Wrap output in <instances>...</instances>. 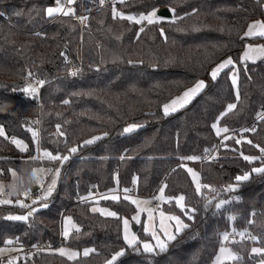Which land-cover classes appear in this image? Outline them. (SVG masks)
I'll return each mask as SVG.
<instances>
[{
	"label": "trees",
	"instance_id": "1",
	"mask_svg": "<svg viewBox=\"0 0 264 264\" xmlns=\"http://www.w3.org/2000/svg\"><path fill=\"white\" fill-rule=\"evenodd\" d=\"M97 1L76 0L71 7H92ZM53 5L55 0H0L5 13L0 16V126L5 132L0 136V181L12 177L10 170L18 181L11 202L0 203V248L12 240L30 248L9 261L0 257V264H108L121 250L124 255L113 264H209L225 232L239 257L231 264H260L264 252L252 249H264V173L253 169L264 168V120L259 119L264 113V57L243 61L242 53L248 42L264 43V37L245 35L252 20L264 18V0H116L93 9L83 27L70 16L48 17L45 10ZM164 5L175 12L159 23L140 27L113 18V7L141 14ZM227 57L235 64L213 80L211 70ZM235 66L237 86L230 78ZM33 78L45 83L31 95L24 89L35 84ZM199 79L206 87L165 115L163 105ZM233 103L237 107L221 118ZM131 123L139 125L126 133ZM214 123L236 135H217ZM13 137L27 151L12 143ZM89 140L93 142L85 144ZM218 142L215 156L205 157ZM37 146L69 159L38 158ZM72 147L77 152L70 153ZM241 152L258 159L244 160ZM190 156L200 159H184ZM186 163L200 172L199 192ZM39 165L59 169L54 190L42 200L45 188L38 187L34 200L39 203L30 204L38 210L27 220L9 219L23 214L25 208L15 201L30 188L31 169ZM247 171L248 180H236ZM234 183L236 198L217 210V199L230 195ZM116 184L119 201L100 202L120 217L136 209L124 199V189L134 186L137 194L153 195L167 185L163 208L181 214L188 227L164 252H145L140 243L130 247L122 221L91 207L93 190L105 192ZM180 194L183 211L175 199L169 200ZM44 203L48 206L41 207ZM67 214L80 231L71 229L61 243ZM232 214L234 221L229 220ZM247 233L257 239L245 237ZM41 240L52 248L36 249ZM61 247L79 255L69 260L60 254ZM86 249L95 251L84 256Z\"/></svg>",
	"mask_w": 264,
	"mask_h": 264
},
{
	"label": "snow or ice",
	"instance_id": "2",
	"mask_svg": "<svg viewBox=\"0 0 264 264\" xmlns=\"http://www.w3.org/2000/svg\"><path fill=\"white\" fill-rule=\"evenodd\" d=\"M105 2V0H100L101 5H103ZM116 0H113V3L115 4ZM120 2H124V0H120ZM76 0H55V7H48L46 8V15L48 17H53L56 14H62L64 16H70V15H75V9L73 7H71V5L75 4ZM157 9H153L150 13L148 14H141L139 17L133 16V15H125L123 12H118L116 11L115 7H113V18H117L119 17L120 19H127L129 21H133L137 24H142L143 22H147L148 24H155V23H159L161 22L164 18L163 17H159L157 16ZM170 12L174 13L175 9H169ZM5 13L3 11H0V16H4ZM79 19L83 22L85 20H87V17H79ZM144 29L141 28L140 31L142 32ZM161 33L163 34V29L160 30ZM246 36H253V35H257L260 37H264V21H257L254 22L253 24L249 25L247 32L245 33ZM257 57H264V46H258V47H253L252 45H248L247 46V50L244 52L242 59L244 61H248V60H255ZM234 61L231 58H228L227 60L223 61L222 63H220L215 69H213L210 72V77L215 80L218 76V74L225 68H227L230 65H234ZM29 76L32 75L31 72L28 73ZM72 75H76V72L74 71L72 73ZM231 82L233 85L237 84V74L233 73L231 75ZM40 85H43L45 82L43 80H40L38 82ZM204 87H206V84L204 81H199L197 82V84L192 88L189 89L188 91H185L183 93V96L178 97L174 100L171 101L170 104H166L164 105V114L167 115L169 114V110L171 109V111H176L178 110V107H183L188 101L189 99L194 96L195 94H197L200 90H202ZM25 92H28L31 95H34L38 89L32 86H29V88L24 89ZM239 97V93L237 91V98ZM64 103H69V101L65 100ZM237 107L236 104H229L227 105V110L225 113H222L221 118L223 117V115H227L228 112H232L235 108ZM259 119L264 120V113L259 114ZM138 126L137 125H131L127 128L124 129V131L126 133L128 132H132L133 130H135ZM212 127L214 129H216V133L217 135H220V133H227L229 131V129L227 127L224 128H220L217 126V124H213ZM57 128L59 129V125L57 126ZM245 131H255V128L253 129H245ZM34 136L36 135L35 133L33 134ZM61 136L64 135V133H60ZM0 136H5V132L2 126H0ZM7 138V137H6ZM226 138H231V137H226ZM95 139H100L99 137L94 138ZM12 143H14L15 145H17V147H19L21 149V151H27V145L23 143V141L18 140L16 138H11ZM93 140H89V141H85V144H89L92 143ZM237 144H240L241 141L237 140L236 141ZM247 143L251 144L252 141L248 140ZM256 147H259L258 145H256ZM77 148L76 147H72L71 149H69L70 153H75L77 152ZM207 151V150H206ZM260 151L262 153H264V148H261ZM241 156H243L244 160H247L249 162H252L255 159H258L257 157H250V156H244L243 153H240ZM44 155L52 160H62V161H66L69 159L68 156H63L61 157L59 154L57 155H52V153L45 151ZM35 157H33L34 159ZM121 159H124L123 156H121ZM184 159H188V160H199L200 157L197 156H190V157H186ZM183 166V165H182ZM188 173H190L192 175V179L194 180V182H196V188L197 191L199 192L200 190V184L198 182V175L193 171V169L188 168L187 169ZM10 172H12L13 175H15L13 170H10ZM253 172L255 173H264V168H254ZM56 175H59V170H57ZM250 178V174H245L243 176H237L236 180L237 181H246ZM55 187V179L53 180L52 184L49 185L45 195L43 197H41L40 199L42 200H46L48 196L51 195L53 188ZM164 187H167V185H164ZM205 187H208L207 185ZM229 190H234L232 188H230ZM130 189H124V199L125 200H130L132 204L136 205L137 208L139 209L140 203L141 201L137 200V199H133L130 196L127 195L128 192H130ZM164 189L161 188L160 190V197H158L159 199H164ZM25 195H27V193H25ZM105 199L111 198L112 200L115 201H119L120 197L117 195H111L109 196H104ZM86 199V198H84ZM171 199H175L176 204L180 207V209L183 211L184 210V204L183 201L185 200V197L183 195H179L178 197L175 198H169V200ZM239 199V198H237ZM11 201H0V203H10ZM39 203V200H33V204H37ZM231 203V201H227V200H221L217 205L216 208L217 210L222 209L226 204ZM21 207H29L28 205H24V204H20ZM48 205L46 203L41 204V207H47ZM38 209H32V212L37 211ZM93 212L95 211H100L103 214H106L107 216H111L117 219H120L122 221V225H123V239L124 241L130 246V247H135L138 243H142L143 246V250L145 252H154L155 248L153 247V245L151 243H147V242H141L139 241L138 237L136 236L135 233L130 232L129 230V219L125 218V217H120L118 215V213L114 212V211H108L105 209H96L93 208L92 209ZM140 211H144L143 209H140ZM192 211H195L194 209ZM32 212H29V216L32 215ZM185 215H187V213L185 212ZM161 216H163V213H161ZM9 219H15V220H27L28 216H14V217H9ZM148 219L152 220V212L149 210L148 211ZM169 220H174L176 221L177 224V231L179 232L180 230H182L183 228L188 227V225L183 224V222L180 220L179 217L177 216H169L168 217ZM189 219H192L191 216H189ZM236 219L235 216H229V220L234 221ZM132 220H134L135 222L139 223L140 222V216L139 214L136 216L132 217ZM251 222V221H250ZM65 223H66V227L65 230L63 232V235L65 237H68L70 234V229L74 228L75 231L79 232L80 228L75 225L72 221L71 217H66L65 218ZM161 228H163V221H161ZM146 232H149L150 230L148 228H145ZM165 236L167 237V239L173 240L175 239V236L173 235H169L167 232L164 233ZM150 235L153 237V239L156 240V246L159 248L160 252H164L167 250V244L160 239V237L157 235V233L155 231H150ZM240 235L243 236V233H241ZM229 238V233L225 232L223 234V240L227 241ZM253 240H256V237H252ZM8 243H12V241H8ZM60 254L61 255H66L68 257L69 260L75 259L79 253L77 252H71V251H66L65 249H60ZM95 249H86L83 252L84 256L89 255L90 252H94ZM229 251V256L228 259H239L238 256H236L235 254H232L230 252V250H226L224 247L220 248V253L221 256H217L216 260H217V264H222V255L226 252ZM252 251L254 253H259V252H264V249H258V248H253ZM124 255V251L121 250L120 252L116 253L113 257L111 261H108V264H113V261H115L119 256Z\"/></svg>",
	"mask_w": 264,
	"mask_h": 264
},
{
	"label": "rangeland",
	"instance_id": "3",
	"mask_svg": "<svg viewBox=\"0 0 264 264\" xmlns=\"http://www.w3.org/2000/svg\"><path fill=\"white\" fill-rule=\"evenodd\" d=\"M72 6V5H71ZM50 7H55V5L53 6H50ZM118 12H123V11H120V10H116ZM152 11V10H151ZM151 11H149L148 13H150ZM125 15H133V16H136V17H139L141 14H148V13H141V14H135V13H132V12H123ZM159 16V15H157ZM261 19V18H260ZM140 27H143L142 24H139ZM246 32H247V29H246ZM245 32V33H246ZM249 44V43H246V45ZM258 47V46H257ZM230 58V57H228ZM259 57H257L258 59ZM232 59V58H231ZM221 63V62H220ZM219 63V64H220ZM218 64V65H219ZM217 65V66H218ZM217 66H215L213 69H215ZM212 69V70H213ZM211 70V71H212ZM233 73H236L237 74V67L235 66L231 72V75ZM237 80H238V77H237ZM201 81H204L205 80H201ZM29 86H32V87H35L36 88V85L33 84V83H28L27 87L29 88ZM193 86V85H192ZM237 86V84L235 85ZM191 87V86H190ZM187 90V89H186ZM185 90H183L178 97H181L183 96V92ZM177 96H174L173 98H171L169 101L173 100L175 97ZM169 101H167L166 103H169ZM179 108V107H178ZM164 109V108H163ZM171 112V110L169 111ZM217 124V123H215ZM131 125H139V124H136V123H131L129 124L127 127L131 126ZM218 127L220 128H224V127H221L217 124ZM126 127V128H127ZM232 135H236V132H232V131H228L227 133H224L223 134V138H226L228 136H232ZM240 139V138H239ZM44 156V155H42ZM185 166L188 168H191L193 169V171L198 175V182L200 184V189L202 187V182H201V176H200V172L194 168L193 166H191L190 164L186 163ZM257 168V167H255ZM56 170L57 169H51L50 167H48L47 169H45L44 171H41V170H38L37 172V175H39V178L36 179L35 181H31L33 183V185L37 186V187H44L45 189H48L49 185L52 184L53 180L55 179L56 177ZM245 174H250L249 171H247L246 173L242 174L241 176L245 175ZM192 176V175H191ZM0 199L1 200H5L7 198H9L8 201H11V194L15 191V189L17 190L18 188V181H17V176H16V173L15 175H12V177L10 179H7V180H2L0 182ZM45 184V186H44ZM195 185H196V182H195ZM238 184L237 183H234L230 186V188L234 189V190H230L231 194L226 196V197H222V198H218L217 201H216V204H218L221 200H227V201H233V199L236 198V194H235V189H236V186ZM55 188V187H54ZM164 189V187H161ZM161 188L159 189V191L153 195H141V194H137V193H133L131 194L130 192L127 193L128 196H130L131 198L133 199H137L139 201H141L140 203V206H139V209L137 208L136 206V209L135 211L131 214V215H127V216H124L125 218H128L129 219V230L130 232H133L136 234V236L138 237L139 241L141 242H147V243H151L153 245V247L155 249H159L157 246H156V240L153 239V237L150 235V231H155L157 233V235L160 237L161 240H163L167 245L168 243L171 241H169L167 239V237L165 236V232H167L169 235H173L175 236L178 231H177V224H176V221L174 220H169L168 217L169 216H177L180 218V220L183 222V224H186V221H185V218L179 214V213H176L174 211H171V210H166V209H162V210H157L156 207L154 206L153 204V199L155 197H160V190ZM54 190V189H53ZM120 192L121 190L119 189L118 185L116 184L113 188L109 189L108 191H105V192H95L93 191L91 193V197H93V203L91 204V207L92 209L93 208H96V209H105V210H108V211H114L116 212L115 210H113L110 206L108 205H105L103 203L100 202V199L101 198H104V196H111V195H117V196H120ZM124 192V190H123ZM125 195V193H124ZM164 195V199H159L160 201H162L163 205H164V202L168 201V197L163 193ZM182 195V194H180ZM179 196V195H178ZM177 196V197H178ZM0 200V201H1ZM183 204L185 206V202L183 201ZM229 204V203H228ZM186 207V206H185ZM140 209H143L144 211H140ZM151 211L152 212V220H149L148 219V211ZM100 212V211H99ZM102 213V212H101ZM161 213H163V216H161ZM103 214V213H102ZM140 216V222L137 223L135 222L134 220H132V217L133 216H136L138 215ZM106 215V214H105ZM232 216H234V214H232ZM66 217H71L72 218V221L73 223L76 225L72 215L70 214H67L64 216V219H63V225H62V230L64 232L65 230V227H66V223H65V218ZM161 221H163V228H161ZM135 225H138L139 226V229H135ZM145 228H148L150 231L149 232H146L145 231ZM73 229V228H72ZM71 230V229H70ZM181 231V230H180ZM179 231V232H180ZM253 235V234H252ZM64 236V235H63ZM245 237H248V233L246 235H244ZM252 237L254 236H251L249 237L250 239H252ZM230 238V237H229ZM228 238L227 241L223 240V234H222V244L220 245V247L218 248V251L217 253L215 254L213 260L209 263V264H217V256H221V253H220V248L221 247H224L226 250H230V252L232 254H235L237 256V254L231 249L228 241L230 240ZM140 246L142 247L143 249V246H142V243H140ZM65 249L66 251H71V252H77L76 250H68L67 247H61L60 249ZM16 250V247L15 246H4V247H1L0 248V254H3V253H9V252H12ZM120 252V251H119ZM118 253V252H117ZM228 256H229V251H226L221 259H222V264H231L234 260L232 259H228ZM260 264H264V259H261L260 260Z\"/></svg>",
	"mask_w": 264,
	"mask_h": 264
},
{
	"label": "built area",
	"instance_id": "4",
	"mask_svg": "<svg viewBox=\"0 0 264 264\" xmlns=\"http://www.w3.org/2000/svg\"><path fill=\"white\" fill-rule=\"evenodd\" d=\"M113 3V0H105L104 4L101 5L100 0L97 1V3L95 5H93L92 7H87V8H79V9H75V15H70V17L72 18V20L76 21L77 23H79L80 27H83L84 25L87 24V20L85 21H81L79 19V17H87L88 14L95 8L101 7V6H105L108 4ZM62 15V14H59ZM147 24V22H143L142 25L145 26ZM75 72L77 71L76 69L74 70ZM41 79H37V78H33V82L36 84V86L38 87V89L41 88V85L38 83ZM221 144L218 142L217 144H215L212 148H209L206 153H205V157L207 158H211L213 156H215L217 150L220 148ZM39 149H41L40 147H36V152H35V156L40 158L42 156L41 153H39ZM132 193H137V189L136 187H132L131 189ZM95 192H97L96 190H93ZM25 193H27V195H25ZM23 201H24V205H28L29 207H24V212L22 215L24 216H28L29 212H32V208L30 207V204L32 203V201L35 198V192L32 191L30 188H26L23 190ZM84 201H87V198L84 199ZM153 204L156 207L157 210H162L163 209V203L162 201H160L157 197H155L153 199ZM33 214V212H32ZM253 236L251 233H248V237ZM61 243L66 242V237L62 236L61 239L59 240ZM10 245L15 246L16 250L10 252V253H3L0 254V257H2L5 261H9L12 258H15L19 255L20 251H29L30 248L26 245H22L19 243L18 240H12V243H10ZM52 248V245L49 241H44L41 240L39 242H37L36 244V249H40V250H49Z\"/></svg>",
	"mask_w": 264,
	"mask_h": 264
},
{
	"label": "crops",
	"instance_id": "5",
	"mask_svg": "<svg viewBox=\"0 0 264 264\" xmlns=\"http://www.w3.org/2000/svg\"><path fill=\"white\" fill-rule=\"evenodd\" d=\"M257 21H264V18H257V19H254V20H252L250 23H249V25H251V24H253L254 22H257ZM249 25H248V27H249ZM248 27H247V30H248ZM249 44H247V45H245V48H244V50H243V53H242V57H243V54H244V52L247 50V46L248 45H252L253 47H257V46H264V43H261V42H258V43H255V42H248ZM231 58V57H230ZM228 59V57L227 58H225L223 61H225V60H227ZM257 59V58H256ZM255 59V60H256ZM243 60V59H242ZM222 61V62H223ZM244 61V60H243ZM251 61H253V60H251ZM221 62V63H222ZM235 64V63H234ZM202 79H199V80H197L194 84H193V86L191 85V87H188V88H186L185 89V91H188L189 89H192L196 84H197V82H199V81H201ZM205 84H206V81H205ZM184 91V92H185ZM201 91V90H200ZM199 91V92H200ZM183 92V93H184ZM196 95V94H195ZM194 95V96H195ZM177 96V95H176ZM178 96H179V94H178ZM178 96L177 97H175L174 99H176V98H178ZM194 96H192L190 99H189V101L188 102H190L191 101V99L194 97ZM173 99V100H174ZM172 101V100H171ZM171 101H169V103H165L164 105H166V104H170L171 103ZM187 102V103H188ZM186 103V104H187ZM164 105H163V108H164ZM171 110V109H170ZM169 110V111H170ZM13 138H16V137H13ZM16 139H18V138H16ZM19 140V139H18ZM24 143V142H23ZM45 151H47V152H50V153H52L50 150H48V149H39V153H41L42 155H44V152ZM52 155H55V154H53L52 153ZM45 156V155H44ZM48 168V166H44V165H39V166H34L32 169H31V172H30V178H31V181H35L36 179H38L39 178V175H37V172H38V170H41V171H44L45 169H47ZM57 170H59V169H57ZM57 170H56V172H57ZM57 178H58V176L56 175V177H55V185H56V182H57ZM2 181V180H1ZM0 181V182H1ZM1 184V183H0ZM18 186V185H17ZM54 189V188H53ZM46 191H47V189H45L44 190V194L46 193ZM53 191V190H52ZM17 192V190L15 189V191L12 193V194H14V193H16ZM131 193V192H130ZM11 194V195H12ZM131 194H133V193H131ZM24 195V194H23ZM90 198L91 199H93V197H91L90 196ZM1 200V199H0ZM9 200V198H7V199H5L4 201H8ZM1 201H3V200H1ZM15 204H18V205H20V204H24V201H23V196H21V197H19L18 199H16V201H15ZM14 216H24V215H22V214H13L12 215V217H14ZM10 253V252H9Z\"/></svg>",
	"mask_w": 264,
	"mask_h": 264
},
{
	"label": "water",
	"instance_id": "6",
	"mask_svg": "<svg viewBox=\"0 0 264 264\" xmlns=\"http://www.w3.org/2000/svg\"><path fill=\"white\" fill-rule=\"evenodd\" d=\"M169 9H171L169 6L167 5H164V6H161L159 8H157V15L161 16V17H164V18H170L172 17L173 13L169 11ZM38 187L33 185V183L31 182L30 183V189L32 191H35ZM135 229H139V226L138 225H135L134 226Z\"/></svg>",
	"mask_w": 264,
	"mask_h": 264
}]
</instances>
